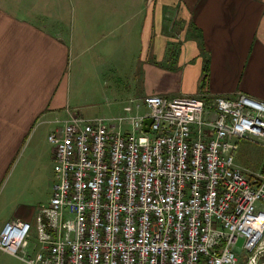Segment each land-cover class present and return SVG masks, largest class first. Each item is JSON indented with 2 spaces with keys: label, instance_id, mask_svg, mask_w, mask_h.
<instances>
[{
  "label": "built area",
  "instance_id": "2783aa9c",
  "mask_svg": "<svg viewBox=\"0 0 264 264\" xmlns=\"http://www.w3.org/2000/svg\"><path fill=\"white\" fill-rule=\"evenodd\" d=\"M209 103L151 96L116 119L69 113L47 137L49 203L33 224H4L0 251L25 264H238L242 239L264 252V173L233 161L239 139H264V103Z\"/></svg>",
  "mask_w": 264,
  "mask_h": 264
},
{
  "label": "crops",
  "instance_id": "0c3cea01",
  "mask_svg": "<svg viewBox=\"0 0 264 264\" xmlns=\"http://www.w3.org/2000/svg\"><path fill=\"white\" fill-rule=\"evenodd\" d=\"M70 86L114 90L118 113L133 96L264 102V0H0V229L49 200L37 206L35 165L15 160L43 118L81 111ZM11 258L0 251V264H25Z\"/></svg>",
  "mask_w": 264,
  "mask_h": 264
},
{
  "label": "rangeland",
  "instance_id": "374dc122",
  "mask_svg": "<svg viewBox=\"0 0 264 264\" xmlns=\"http://www.w3.org/2000/svg\"><path fill=\"white\" fill-rule=\"evenodd\" d=\"M175 22L177 23L178 19L175 20ZM170 24L169 25L167 24V31H169ZM179 30H180L179 28L177 27L175 28L174 37L177 38ZM174 49L175 48H172L170 50L171 52L170 57L175 56ZM126 79L127 77H123V76L111 77V85H115L117 83L126 84L127 83ZM70 88H71L70 90L67 89V93H68L67 101L69 100V104L72 108L73 106H76L77 103H79L80 107L82 108H80L81 111H77V110H73L71 112L68 111L67 114L74 112L76 115H78V117H81L84 119H96V118H115L116 119L117 117H123L124 110L128 106L132 107V110H133L134 105L137 104L141 99L144 100L147 97L158 96V95H148V96H144L141 98H136L134 96L130 97L123 104V107L120 113H118L117 105H118L119 98H116L117 93L114 90L111 93L103 92V91H99L95 93H89V92L83 93L80 91H76L75 88L71 86ZM90 95H93V96L89 97ZM131 95H134V93H132ZM205 95L206 93H200L198 96H186V97L194 98L196 100H201L203 102L205 100L211 101L216 97H221L225 99H230V101H234L236 100L237 95H244V94L237 93L231 97L219 95V96H214L210 99H203V96ZM159 97L168 98V99L173 98V97H165V96H159ZM180 97H183V96H180ZM258 102H261V101H258ZM261 103H264V102H261ZM49 120L50 122H48ZM110 125L111 124L109 123L108 126ZM117 126H118V123L116 122V123H113L111 126L112 128L111 127L110 128L111 130H117L118 129ZM149 126H148V131H149ZM60 127H62L61 121L54 120V117L43 118L40 121V123L35 127L30 137L26 139V143L24 144V146L26 145L25 151L23 150L24 148L23 146V148L19 151L16 157V160H15V163H19L20 165H26V166L35 165V168L37 170L36 171L37 177L35 178V181L33 183H30V185H31V189L33 188V191H32L33 196H35L36 200L39 202L37 206L44 204L45 200L50 199L51 197V189H52L53 182L55 180V175L53 172V165H54L53 146H51V144L48 143L47 137L51 133H54V130L56 128H60ZM121 128H122V131L125 130L126 128L125 123L122 124ZM230 142H234V140L230 139ZM51 152H52V155H51ZM233 161H234L235 167L238 170H240V172L247 178H251L252 176H254L253 174L255 173L263 174L264 173V139L263 140L239 139L236 143V151L234 152V155H233ZM48 186H50V191H49ZM48 203H49V200L46 205L40 206L38 210H40L42 207L47 206ZM259 210H262V212H264V208L263 209L259 208ZM16 220H18L19 222H25V220L14 219V220L5 222V224L11 221H16ZM26 222L33 224L34 220L32 222L31 221H26ZM30 241H36V238H33ZM244 243L245 241L240 239L238 240V243L235 245L236 250L234 252L238 256V260H239L238 264H249L250 258H254L255 264H264V252L262 251V249L259 251H257L256 248L246 249L245 248L246 245L243 247ZM19 257L20 255L17 254L16 256H12L11 259L12 261L19 263L17 261V260L21 261Z\"/></svg>",
  "mask_w": 264,
  "mask_h": 264
},
{
  "label": "water",
  "instance_id": "95a60500",
  "mask_svg": "<svg viewBox=\"0 0 264 264\" xmlns=\"http://www.w3.org/2000/svg\"><path fill=\"white\" fill-rule=\"evenodd\" d=\"M151 122H152L151 119H147V120L144 121V123H143V125H144L143 131L144 132L148 131V126L151 124Z\"/></svg>",
  "mask_w": 264,
  "mask_h": 264
},
{
  "label": "bare ground",
  "instance_id": "6f19581e",
  "mask_svg": "<svg viewBox=\"0 0 264 264\" xmlns=\"http://www.w3.org/2000/svg\"><path fill=\"white\" fill-rule=\"evenodd\" d=\"M211 97L210 96H207V95H205V96H203V99H210ZM206 104H208L209 102H210V100H205L204 101ZM5 224V223H4ZM3 252V251H2ZM3 253H5V252H3ZM5 254H7V253H5Z\"/></svg>",
  "mask_w": 264,
  "mask_h": 264
},
{
  "label": "trees",
  "instance_id": "16d2710c",
  "mask_svg": "<svg viewBox=\"0 0 264 264\" xmlns=\"http://www.w3.org/2000/svg\"><path fill=\"white\" fill-rule=\"evenodd\" d=\"M202 82H203V84H202V87H203V86H205V83H206V74L203 76Z\"/></svg>",
  "mask_w": 264,
  "mask_h": 264
}]
</instances>
